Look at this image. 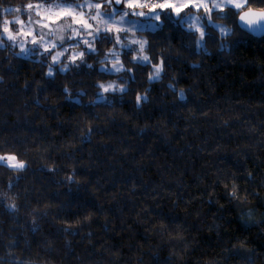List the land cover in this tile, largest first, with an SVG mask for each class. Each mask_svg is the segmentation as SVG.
Returning <instances> with one entry per match:
<instances>
[{"label": "clouds", "instance_id": "1", "mask_svg": "<svg viewBox=\"0 0 264 264\" xmlns=\"http://www.w3.org/2000/svg\"><path fill=\"white\" fill-rule=\"evenodd\" d=\"M0 264H264V0H0Z\"/></svg>", "mask_w": 264, "mask_h": 264}]
</instances>
